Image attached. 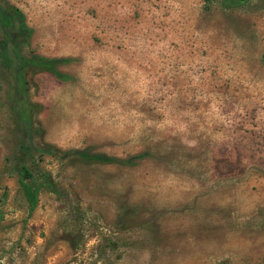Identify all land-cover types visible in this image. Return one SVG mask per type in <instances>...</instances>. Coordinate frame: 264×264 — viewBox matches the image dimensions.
Returning a JSON list of instances; mask_svg holds the SVG:
<instances>
[{
  "label": "rangeland",
  "instance_id": "1",
  "mask_svg": "<svg viewBox=\"0 0 264 264\" xmlns=\"http://www.w3.org/2000/svg\"><path fill=\"white\" fill-rule=\"evenodd\" d=\"M221 1L0 0L23 55L65 60L26 73L31 140L0 61V264H264V11Z\"/></svg>",
  "mask_w": 264,
  "mask_h": 264
},
{
  "label": "trees",
  "instance_id": "2",
  "mask_svg": "<svg viewBox=\"0 0 264 264\" xmlns=\"http://www.w3.org/2000/svg\"><path fill=\"white\" fill-rule=\"evenodd\" d=\"M245 0H222L220 5L224 9L237 7ZM0 61L9 65V47L16 55V67L13 73L14 87L12 92V104L16 119L23 125L25 134L29 140L33 133L32 117L37 113L35 104L29 101L27 95V72H46L57 79H61V74L57 68L65 63V60L54 58H43L33 54L23 55L21 49L27 47L30 39V30L25 26L21 12L6 3H0ZM264 64V57H263ZM18 151L22 155L31 156L37 154L38 158L42 155L59 157L61 159L74 156L85 162L101 164L123 165L126 162L117 158L107 157L100 154H89L88 148L83 150H69L60 156L58 150L51 146L36 148L32 144H20ZM17 183L22 193L23 199L27 204L28 211L31 212L37 203V192L39 188L46 187L44 180H35L31 171L23 165L16 167Z\"/></svg>",
  "mask_w": 264,
  "mask_h": 264
},
{
  "label": "crops",
  "instance_id": "3",
  "mask_svg": "<svg viewBox=\"0 0 264 264\" xmlns=\"http://www.w3.org/2000/svg\"><path fill=\"white\" fill-rule=\"evenodd\" d=\"M254 3V9L257 12H261L264 11V0H252Z\"/></svg>",
  "mask_w": 264,
  "mask_h": 264
}]
</instances>
